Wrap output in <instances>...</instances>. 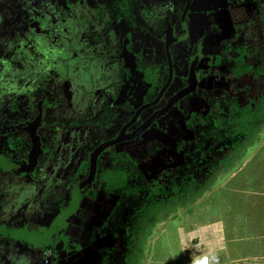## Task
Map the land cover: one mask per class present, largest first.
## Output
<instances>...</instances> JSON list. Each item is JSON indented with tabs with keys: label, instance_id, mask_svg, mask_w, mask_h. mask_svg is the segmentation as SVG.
<instances>
[{
	"label": "flooded vegetation",
	"instance_id": "af4514ba",
	"mask_svg": "<svg viewBox=\"0 0 264 264\" xmlns=\"http://www.w3.org/2000/svg\"><path fill=\"white\" fill-rule=\"evenodd\" d=\"M202 2L0 0V231L23 235L0 233V264H114L122 248L134 264L152 206L129 207L123 158L171 162L190 97L221 87L204 65L259 73L247 45L219 41Z\"/></svg>",
	"mask_w": 264,
	"mask_h": 264
},
{
	"label": "rangeland",
	"instance_id": "374dc122",
	"mask_svg": "<svg viewBox=\"0 0 264 264\" xmlns=\"http://www.w3.org/2000/svg\"><path fill=\"white\" fill-rule=\"evenodd\" d=\"M261 7L257 8L261 11L254 31H244L249 27L247 22L237 26L238 32L231 38L235 41L232 45L244 44L251 49L249 62L259 73L234 77L228 73L229 61H221V67L218 64L212 71L204 65L210 75L213 72L221 87L191 96L184 116L185 120L191 112L208 108L210 114L213 111L211 116H216L230 100L242 106L250 103L257 109L261 107L256 130L225 141L221 150L205 153L207 162L203 164L194 157L198 156L196 152L192 154L200 131L189 123L185 126L184 120H180L179 125L186 131L172 134L171 162L151 158L145 164H132L123 158L122 168L130 173L127 183L134 188L127 197L129 207L152 206L136 227L139 239L134 264H264V160L261 157L264 155V61L260 60L264 55V26L260 20L264 7ZM230 50L231 47L220 49L218 53ZM128 112L125 106L124 122L131 115ZM99 133L92 134L93 140L100 138ZM177 170L180 179L173 183L170 175ZM232 218L231 241L224 243L223 252L217 242L209 248L199 243L202 225L213 219ZM207 252L206 256L202 255ZM124 253L122 248V253L118 257L114 255L111 261L131 264V257L126 263L123 261ZM97 264H101L100 258Z\"/></svg>",
	"mask_w": 264,
	"mask_h": 264
},
{
	"label": "crops",
	"instance_id": "0c3cea01",
	"mask_svg": "<svg viewBox=\"0 0 264 264\" xmlns=\"http://www.w3.org/2000/svg\"><path fill=\"white\" fill-rule=\"evenodd\" d=\"M260 5L264 7V0H203L200 8H202L204 11H213L211 17L213 18V22H216L219 26V41L223 39L229 41L235 38L237 34L236 27H240V25H246L247 22H249V27L245 30V28L247 27L246 26L244 28V31H254L257 24V17L259 15V11H261L257 8H262ZM262 15L264 16V14ZM261 17L260 20L263 22L262 24L264 26V21L261 19ZM203 18H205L204 20H209V17L206 15L203 16ZM201 20V17H196L197 30H202L203 25L204 27H206L205 25L207 24V22L204 20L203 22H201ZM249 52L250 56L248 60L250 61V59L252 58L251 49L249 50ZM261 157L264 160V155H261ZM227 189L229 192L232 191V194H236L234 190H231V188ZM233 219L234 218L227 219L226 221L221 219H213L209 222V224L205 223V225H202V233H200L199 243L203 247L209 248V246L211 247L213 244L215 246L217 242L221 245L218 246L220 247V251L223 252V248L225 247L224 243H229V241H231L229 233H231L230 231H232L234 223ZM232 240H234V238ZM207 254L209 253H203L202 255L206 256Z\"/></svg>",
	"mask_w": 264,
	"mask_h": 264
},
{
	"label": "trees",
	"instance_id": "16d2710c",
	"mask_svg": "<svg viewBox=\"0 0 264 264\" xmlns=\"http://www.w3.org/2000/svg\"><path fill=\"white\" fill-rule=\"evenodd\" d=\"M242 55L241 51L240 56L234 61L233 72L237 74L249 70L244 64ZM260 115L261 107L257 109L251 104L241 106L232 101L227 104V112L221 111L214 120H211L212 116L209 112L203 116L194 114L189 124L193 126L194 118H199L200 139L196 141L197 146L193 149V153L198 154L197 162L203 163L201 161L204 160L205 153L221 150L225 141L255 131L259 125L256 121L261 120Z\"/></svg>",
	"mask_w": 264,
	"mask_h": 264
},
{
	"label": "water",
	"instance_id": "95a60500",
	"mask_svg": "<svg viewBox=\"0 0 264 264\" xmlns=\"http://www.w3.org/2000/svg\"><path fill=\"white\" fill-rule=\"evenodd\" d=\"M157 115H159V114H157ZM156 115V116H157ZM6 168H11V169H14V170H20L21 169V166H16V165H13V164H10V165H6L5 166ZM94 170V166H93V168H92V171ZM0 233H5V234H9V235H12V236H17V237H19V238H21V237H23V235L20 233V234H14L13 232H9V231H4V232H1L0 231ZM32 239L33 238H36V236H32L31 237Z\"/></svg>",
	"mask_w": 264,
	"mask_h": 264
}]
</instances>
